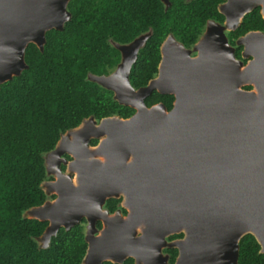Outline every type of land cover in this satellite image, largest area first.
Segmentation results:
<instances>
[{"label": "water", "instance_id": "1", "mask_svg": "<svg viewBox=\"0 0 264 264\" xmlns=\"http://www.w3.org/2000/svg\"><path fill=\"white\" fill-rule=\"evenodd\" d=\"M68 1L0 0V84L27 67L29 42L43 50L46 31L63 28L71 17ZM256 6L264 18V0L221 3L225 25L209 23L194 46L195 57L168 36L157 76L137 89L129 70L147 34L117 45L123 59L110 74L88 73L113 90L119 103L136 110L129 117L84 118L45 153L46 173L56 180L41 186L57 196L23 213L48 221L36 237L40 247L48 246L60 227L69 229L85 216L86 264L126 255L166 264L165 244L178 248L174 264H238L239 239L246 233L264 253V31L237 38L242 56H251L245 64L223 32L236 28ZM153 89L174 94L169 110L163 103L145 104ZM91 138L98 142L90 145ZM64 153L72 156L66 172L60 168ZM120 194L128 208L125 217L101 209L106 197ZM97 218L105 227L93 235ZM178 231L182 238L166 241Z\"/></svg>", "mask_w": 264, "mask_h": 264}, {"label": "trees", "instance_id": "2", "mask_svg": "<svg viewBox=\"0 0 264 264\" xmlns=\"http://www.w3.org/2000/svg\"><path fill=\"white\" fill-rule=\"evenodd\" d=\"M170 1L164 9L162 0H69L71 17L63 28L46 31L43 50L29 42L27 67L0 84V264H81L86 247L81 224L60 227L49 245L40 247L36 237L47 221L23 213L46 197L41 186L44 154L61 133L90 115L126 117L133 111L88 78V72L106 73L118 61L110 38L125 42L152 26L129 74L137 86L155 74L159 44L168 31L189 44L207 17L222 19L216 8L221 0ZM250 29H264L259 7L246 13L232 34ZM158 98L169 107L173 96L154 92L147 101ZM238 264H264V253L251 233L239 239Z\"/></svg>", "mask_w": 264, "mask_h": 264}, {"label": "flooded vegetation", "instance_id": "3", "mask_svg": "<svg viewBox=\"0 0 264 264\" xmlns=\"http://www.w3.org/2000/svg\"><path fill=\"white\" fill-rule=\"evenodd\" d=\"M224 1H225V0H221V1H219V2L217 3V6H216L217 11H218L220 14H222V19H217V18H214V17H207V18L205 19V22L203 23V26H202L201 31L199 32L197 38H196L195 41H193L192 43L185 44L182 40H180L179 38H177V36H176L172 31H168V32L165 34V36L163 37V39L161 40L160 44H159V59H158L157 65H156V72H155V74H154L152 77H150V78L146 81V83H144V84H140V85H137V86H135V85H133V84L131 83V80H130V77H129V82H130L131 86H132L134 89H137L138 87H141V86L146 85L150 79H152V78H154V77L157 76V74H158V70H159V64H160V62H161V58H162L161 46H162L163 42L168 38V36H171L175 42H177V43H179V44H182L186 49H188V50H189V55H190L191 57H195V56H197V54H198V49H195L194 46H195L196 43H198V42L201 40V38L203 37V35H204L205 32L207 31V28H208L209 23H210V22H215V23H218V24H221V25H225V15H224V13L221 12L220 9H219L220 4L223 3ZM162 3H163V5H164V9H167L168 6L171 4V1L168 0V2H166V1L162 0ZM256 7H259V11H260V6H256ZM256 7H254V8H256ZM254 8H253V9H254ZM253 9H252V10H253ZM249 12H250V11H249ZM247 13H248V12H247ZM260 13H261V12H260ZM244 15H245V14H244ZM261 15H262V14H261ZM262 17H263V16H262ZM263 19H264V18H263ZM236 28H237V27H236ZM236 28H232V29H230V28H228V27H224V28H223V32H224V34H225L227 44H228L230 47L233 48L234 56H235L236 58L241 59L242 62H243V64H245V63L248 61V59L251 58V56H248V57H243V56H242V49H243V46H242L241 44H237V43H236V40H237V38H238L240 35H243V34L246 33L247 31L244 32L243 34H239L238 36H234V34H232V33H233V31H235ZM250 30H259V29H250ZM250 30H248V31H250ZM152 31H153L152 26L149 25L145 30L139 32L138 34H136L133 38H131V39L128 40V41L120 42V41H117V40H114V39L110 38V39H109V42H110L111 45L114 46V47L118 50V52H119V59H118V61L116 62V64H115L114 66H112L111 68L108 69V71H107L106 73H101V74H110L111 72H113V71L116 69L117 65L122 61V59H123V52H122V50H121L117 45H128V44H129L131 41H133L135 38H138V37H140V36H142V35H144V34H147V36H146L144 42H143V43L138 47V49H137V53H136V57H135L134 61L131 63L130 70H129V74H130V72H131V68H132V66L134 65V63L136 62V60H137V58H138V56H139V53H140L141 48L144 47V45H145L147 39L151 36ZM263 31H264V29H263ZM239 46H240L241 48L239 49V56H238L237 53H236V51H237V47H239ZM174 60L179 61V58L174 59ZM88 73H92V72H88ZM94 74H95V73H94ZM93 81H94V80H93ZM95 82H96V81H95ZM96 83H98V82H96ZM98 84H99V83H98ZM99 85H101V84H99ZM101 86H102V85H101ZM244 86H245V85H244ZM244 86H243V87H244ZM102 87H104V86H102ZM104 88H106V87H104ZM244 88H245V87H244ZM250 88H251V87H250ZM106 89H108V88H106ZM109 90H111V89H109ZM111 91H112V96H113V95H114V92H113V90H111ZM154 92H157V93H159V94H171V95L173 96V98H172V100H171V105H170L169 107L166 106V104L164 103V101H163L162 99H160V98L155 99V100L150 101V102L147 101V97H149L151 94H154ZM113 98H114V97H113ZM114 99H115V98H114ZM174 99H175V96H174L173 93H161V92H159L157 89H153L152 92H151L150 94H148V95H146V96L144 97V102H145V104H146L147 106H151V105H154V104H157V103H163V104L165 105V108H166L167 110H169V109L173 106ZM115 100H116V99H115ZM117 102H118V101H117ZM118 103H119V102H118ZM120 104H121V103H120ZM124 105H125V104H124ZM128 106H130V105H128ZM130 107L133 108V111H132V113L130 114V115H132V114L135 112L136 108L133 107V106H130ZM113 115H118V114H113ZM130 115H129V116H130ZM90 116H93V115H90ZM107 116H108V115H107ZM119 116H120V115H119ZM129 116H126V117H129ZM88 117H89V116H88ZM93 117H94V116H93ZM103 117H104V116H103ZM121 117H123V116H121ZM86 118H87V117H86ZM94 118H95V117H94ZM101 118H102V117H101ZM95 119H96V118H95ZM99 119H100V118H99ZM99 119H96V120L98 121ZM92 139H96L95 143H93V144H91V140H92ZM97 142H98V138H91L90 141H89V144H90V145H95ZM44 155H45V154H44ZM62 156H63L64 158H66V161H61V162H60V168H61V170H62L63 172H66V170H67V165L69 164V161H71L72 156H71L70 153H64ZM44 163H45V162H44ZM70 177H71V181H73V182L76 181V179H75V172H70ZM53 180H56V176H55L54 174H47V173H46V178L43 179L42 182H44V181L49 182V181H53ZM42 182H41V183H42ZM42 188H43V187H42ZM43 190H44V189H43ZM44 192H45V190H44ZM45 193H46V192H45ZM56 196H57V194L54 193V192H51V193H49V194L46 193V197H45L44 201H45V200H53L54 198H56ZM124 200H125V199H124V196H123L122 194H120V195H118V196H108V197H106V198L104 199V201H103V203H102V205H101V209H102L103 211H106L108 215H114V214H116V213H120V215H121L122 217H125V216L127 215V213H128V208H127V206L125 205ZM47 223H48V221H47ZM78 223L82 225L83 233H84V236H83V237H84V240H85V242H86L85 252H84V254H83L82 258H81V264H86V262H85V254L87 253V250H88V248H89V241L86 239V231H87V223H88L87 218H86L85 216H83V217L81 218V220H80ZM78 223H76V224H78ZM74 225H75V224H74ZM74 225H72V226H74ZM72 226H71V227H72ZM94 227H95V231L93 232V235H98V234L100 233V231L105 227V224H104V222H103V219H102V218H97V219L95 220ZM63 228H64V227H63ZM64 229H65V228H64ZM139 229H140V228L137 226L136 235H139V234H140V230H139ZM183 236H184V232H183V231H178V232H174V233H170V234H168V235L165 237V239H166L167 242H170V241H174V240L180 239V238H182ZM161 253H162L163 255L166 256V257H165V262H166V264H174V262L176 261V257H177V255H178V248H177L176 246H174V245H168V244H165V245H163V246L161 247ZM154 259H155V258H154ZM99 264H144V261H143V260H138L136 257H134V256H132V255H126L125 257H123V258H121V259H116V258H113V257H104V258H102V259L100 260V263H99Z\"/></svg>", "mask_w": 264, "mask_h": 264}, {"label": "bare ground", "instance_id": "4", "mask_svg": "<svg viewBox=\"0 0 264 264\" xmlns=\"http://www.w3.org/2000/svg\"><path fill=\"white\" fill-rule=\"evenodd\" d=\"M229 21V20H228ZM230 22V21H229Z\"/></svg>", "mask_w": 264, "mask_h": 264}]
</instances>
